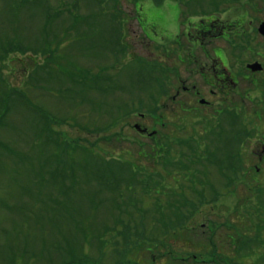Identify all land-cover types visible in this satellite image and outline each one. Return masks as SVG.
<instances>
[{
  "label": "rangeland",
  "instance_id": "374dc122",
  "mask_svg": "<svg viewBox=\"0 0 264 264\" xmlns=\"http://www.w3.org/2000/svg\"><path fill=\"white\" fill-rule=\"evenodd\" d=\"M106 1L0 0V264H179L178 257L181 264H196L195 256L208 264H226L220 257L264 264V229L258 230L264 212L254 223L244 216L255 211L242 204L236 219L232 194L242 182L234 183L244 161L247 169L254 165L262 171L244 180L237 197L253 196L257 184L264 186V162L253 155L264 156L263 135L257 134H264L260 92L242 79L232 93L234 101L240 94V111L224 116L221 132L218 123L200 119L226 109L218 105L223 97L218 90L219 99L209 98L210 88L201 86L196 101L194 91L171 98L179 80L189 88L201 83L186 69L212 67L209 57L216 59L217 48L226 51L218 62L233 73L247 64L264 66L263 57L251 53L260 48L264 53L261 38L250 43L234 38L223 47L215 43L207 47L209 55L196 51L199 61L185 62L171 43L177 25L185 36L189 21L213 11L223 33L233 38L229 26L243 20L250 27L252 6H246L247 16L236 9L237 0ZM262 66L257 82L264 85ZM152 67L165 74L163 88L150 79ZM199 98L216 104L197 113ZM138 125L159 133L150 139L136 130ZM220 140L232 167L212 165L206 172L211 166L195 158L194 146L204 143L219 152ZM188 141L193 149L185 147ZM225 171L230 191L223 184ZM189 203L194 205L185 206L179 218L187 229H171L178 221L176 208L165 226L170 205ZM230 220L241 231L232 225L228 230L224 225ZM215 226L216 237L207 232ZM211 236L215 247L207 242ZM143 237L149 242L140 246ZM239 239L250 241L241 243L243 250L253 249L241 261L232 244ZM215 249L219 259L211 263L208 256Z\"/></svg>",
  "mask_w": 264,
  "mask_h": 264
},
{
  "label": "flooded vegetation",
  "instance_id": "af4514ba",
  "mask_svg": "<svg viewBox=\"0 0 264 264\" xmlns=\"http://www.w3.org/2000/svg\"><path fill=\"white\" fill-rule=\"evenodd\" d=\"M263 0H252V4L249 6H252L251 8L253 10H250V13H252V15L254 16L251 23H250V27L247 26L246 24H244L243 20L242 21H238L237 23H239V25H237V23L230 25L229 28L234 27L235 29V33H234V37L232 38L231 36V32H225L223 33V28H221L218 24H217V20L214 19V16H206L208 18L206 19H201V20H194L193 21H189V23H187V19H186V32H185V36H183L180 33V25H177V29H178V33L173 34L172 37V42L173 47L175 48V54L176 57L181 61V62H185L186 60H190L191 58H193V60H198L197 56L195 55V52L198 51L202 54H207V47L214 46L215 43H218L219 46L218 47H223L220 46L222 44L225 45V42H231V39H236V40H240L242 38L248 39L247 42H251L252 40H255L257 38H261L262 41H264V36L261 35L260 30L262 25L264 24V21H262L260 19V14H261V9L264 8V3L262 2ZM263 3V4H262ZM263 5V6H261ZM244 15H249V12L245 9L242 10ZM254 12V14H253ZM262 12H264V10H262ZM195 18V17H194ZM258 21L255 22V21ZM243 24V25H242ZM226 31H229L227 29H225ZM188 39V43H192V44H185L184 39ZM164 40L165 43V39ZM260 40V42H262ZM207 42V44H206ZM264 44V42H262ZM206 44V47H205ZM158 45H160V43L158 42ZM201 46V47H200ZM262 49L264 50V47L262 46ZM169 52H172V50H167V54ZM251 52V51H250ZM258 53L251 52L254 53L256 55H258L260 58L263 57L264 59V53H262L261 48L259 51H257ZM226 52L223 51L220 48L215 49V58L214 57H209L210 60L214 61V65L212 62V67H201V68H187L186 72H188V74L190 75L191 73L197 74H191L194 77H196L201 83H193V85L191 86V88L185 86L187 85L186 81L179 80L180 81V87H179V82L177 85V94L176 97L174 98V101H177V98L181 99L182 95L181 92H190V91H194L191 94V97L193 99H195V101L198 99L197 96H201V91L199 90V86L203 87V88H210V97L209 98H213V96H216V99H219V95H217L215 93V90H218L220 92L221 95H223V97H221L222 102L219 103L218 105H220L219 107L223 108L225 106V103H228V105H232L233 107H235V109H238V107H241V104L237 103L242 101V99L240 100V94H238V99L239 101H234L236 99V97L232 94L234 93V90H237L238 87H240L243 83L242 79L244 81H247V83H250L251 87L255 88L256 92H260L261 97L264 96V85L263 83L257 82V74L258 73H252V66L251 64H247L246 68H239L238 71L236 73H233L232 69H230L229 67L222 65L218 62V60H220V56H225ZM209 55V54H207ZM220 55V56H219ZM223 58V57H222ZM191 61V60H190ZM199 61V60H198ZM259 64V63H256ZM209 66V65H208ZM262 66V65H261ZM245 71H248L245 72ZM262 72H260L259 74H264V66H262L261 70ZM259 81V80H258ZM240 92V91H239ZM186 95V94H184ZM208 97V96H206ZM228 98V99H227ZM242 98V97H241ZM201 99V98H199ZM202 100V99H201ZM205 100V99H204ZM262 100H264L262 98ZM207 101V100H206ZM200 102V100H199ZM194 103V102H192ZM208 104L206 105H200V107L202 106H206L207 108H210V105H215L216 101L210 102L207 101ZM179 104H181V107L183 108L184 105H186L184 102H179ZM196 109H198V112H201V110H203L202 108H199L196 106V103H194ZM187 106H191V104L187 105ZM193 106V105H192ZM191 106V108H193ZM190 108V107H189ZM212 112L214 113L215 110L214 108ZM219 114H223L222 110H218ZM238 111H240L238 109ZM258 114V113H257ZM259 136H262V138H260V141H264V134L261 133H257ZM252 139V138H250ZM254 156L258 157V161L259 163H263L264 162V156L262 154H258V152H253ZM249 156V155H248ZM241 157V154H240ZM235 158H237L236 154H234L233 156V160L235 161ZM240 160V159H239ZM262 170L259 168V166L255 167L254 165L248 170V173H246L245 176V180L246 178L253 176V178L256 177L257 174H260ZM257 186H259V184H257ZM261 187V186H260ZM264 188V186L262 187Z\"/></svg>",
  "mask_w": 264,
  "mask_h": 264
},
{
  "label": "trees",
  "instance_id": "16d2710c",
  "mask_svg": "<svg viewBox=\"0 0 264 264\" xmlns=\"http://www.w3.org/2000/svg\"><path fill=\"white\" fill-rule=\"evenodd\" d=\"M97 1V3L98 2H100V1H104L105 2V4H108L107 2L108 1H106V0H96ZM93 2V1H92ZM43 52V51H42ZM56 52L55 51H51V59L55 62V56H56V54H55ZM38 69V68H37ZM154 69H155V67H152L151 68V70L153 71V72H151L150 73V79L151 80H153L154 81V84L159 88V87H161V88H163V86L165 85V84H167V82H166V77H165V74L163 73V72H161V71H154ZM159 73H162L163 74V76L161 75V74H159ZM160 88V89H161ZM17 95H22L20 92H18L17 91ZM159 108V107H158ZM218 141V140H217ZM214 143V142H213ZM216 144V143H215ZM224 144H226V143H223L221 140H220V147L222 146V145H224ZM225 149H227V146L226 147H221V148H219V152H217V150L216 151H213L212 149H207V148H205V147H201V146H195V148L193 149V153H195L197 156L195 157L199 162H207L210 166H211V168H213L212 167V165H218L219 167L221 166L222 168H223V165H221V164H224V165H228V160H226L227 159V156H226V154L224 153V150ZM205 151H207V153H205ZM220 156H221V158H220ZM222 168H218L219 169V171H221L222 170ZM205 170H206V172H209V170H210V167H206L205 166ZM201 187H203L202 189L203 190H206L207 189V185L206 186H201ZM206 188V189H205ZM210 188H211V186H210ZM202 189H201V191H202ZM200 190H198L197 192H199ZM205 204H207V202L205 201ZM192 205H194V204H187V205H185L186 206V208L187 207H191ZM160 208H163V207H161V206H159ZM171 207V209H170V211H168V213H166V214H164L163 216L165 217V222H164V224H165V226H167L168 227V225H169V221L171 220L170 219V214L171 213H173V211H174V209L176 208V210L178 211V221H177V223H176V225L174 224L173 225V227L171 228V229H175V231L176 230H179V229H182V230H185V229H187L186 227V225H184V222L186 221V220H183V221H179V218H182L183 217V215H184V212H183V210H182V212H181V210H180V208H177V207H175V205H172V206H170ZM169 208V207H168ZM168 208H167V210H168ZM197 208H199L198 207V205L197 206H194L193 207V209H192V211L193 212H191V214L192 213H195V212H197ZM163 210H164V208H163ZM176 211V212H177ZM183 215H182V214ZM179 214H181L180 216H179ZM170 215V216H169ZM233 228H236V229H238L239 231H241L238 227H237V225H234L233 226ZM131 237H129L128 238V240L130 239ZM141 242L143 243V244H141L140 246H142V245H144L145 243H147V242H149L148 241V239H146V237H143L142 238V240H141ZM241 243H244V244H249L250 243V241H248V243L247 242H242V241H239V243H238V249L236 250V253H237V256H238V258L240 259L241 258V256H245V255H243L244 253H246V252H249V251H251V256L253 255V249H250L249 251H248V249H244L243 250V248H242V246H241ZM156 244V243H155ZM158 244H162V241H160V242H158ZM128 254H129V252H128ZM210 256H208L209 258H210V262L211 263H214V262H216L215 260L217 259H219V256H218V253L216 252V249H215V251H212V253L211 254H209ZM247 256H249V255H247ZM246 256V257H247ZM220 258H222V257H220ZM196 259V260H195ZM226 260H229V259H226ZM194 261H195V263L196 264H208V262H198L199 261V259L195 256L194 257ZM80 262V260L78 261V262H75V263H79ZM83 262V261H82ZM174 262H178L179 264H181V263H184L179 257L178 258H176V259H174ZM74 264V263H73Z\"/></svg>",
  "mask_w": 264,
  "mask_h": 264
},
{
  "label": "water",
  "instance_id": "95a60500",
  "mask_svg": "<svg viewBox=\"0 0 264 264\" xmlns=\"http://www.w3.org/2000/svg\"><path fill=\"white\" fill-rule=\"evenodd\" d=\"M261 34L264 36V25L262 26V28H261ZM260 67V66H254V67H252V69L253 70H255L254 72H257L256 70H258V68Z\"/></svg>",
  "mask_w": 264,
  "mask_h": 264
}]
</instances>
